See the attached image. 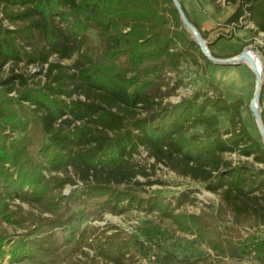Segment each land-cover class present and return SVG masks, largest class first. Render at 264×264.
<instances>
[{
	"label": "trees",
	"instance_id": "1",
	"mask_svg": "<svg viewBox=\"0 0 264 264\" xmlns=\"http://www.w3.org/2000/svg\"><path fill=\"white\" fill-rule=\"evenodd\" d=\"M222 1L235 6L225 26L248 22L264 35V0ZM90 32L102 41L97 54ZM195 52L208 61L161 0H0V264H133L132 240L117 227L82 229L57 261L54 231L76 204L158 211L218 249L196 215L147 193L158 164L201 183L236 221L264 223V167L255 166L264 145L243 123L242 99L210 84L169 101L182 81L170 85L167 73L182 75ZM141 149L149 167L135 159Z\"/></svg>",
	"mask_w": 264,
	"mask_h": 264
},
{
	"label": "rangeland",
	"instance_id": "2",
	"mask_svg": "<svg viewBox=\"0 0 264 264\" xmlns=\"http://www.w3.org/2000/svg\"><path fill=\"white\" fill-rule=\"evenodd\" d=\"M188 18L204 35V41L210 43V52L219 59L238 56L246 49H251L258 58L261 66V95L263 85L264 44L262 33H256L252 24L243 22L241 28L231 29L224 21L234 10L235 6L225 5L222 0L211 3L210 0H178ZM164 5L172 4L171 0H161ZM7 25V22H4ZM89 45L95 54L101 49L102 41L95 32H90ZM209 48V47H208ZM196 63L185 60L182 62L184 73L176 76L167 73L170 85L182 81L175 95L169 98L175 103L181 97H186L195 91H209L210 84L218 86L228 101L242 99V120L252 137L261 141L257 125L249 110L255 80L252 71L243 63L225 65L206 61L195 52ZM33 67L27 72H33ZM260 97V96H259ZM259 105V101H258ZM259 107V106H258ZM221 128L228 129L224 114H217ZM233 160L244 159L237 155H228ZM137 162L149 167L153 159L140 150L135 156ZM257 167L263 165L255 164ZM143 181L142 178H139ZM150 179L156 181L150 187H145L147 193L157 197L162 202L170 203V210L174 213L196 215L206 229L207 236L218 245L212 249L206 242L196 237V234L183 232L158 211L147 212L138 208H131L120 215L98 213L92 208L73 205L70 219L63 227L54 231L59 250L57 261L63 263L66 251L73 244L74 236L85 228L97 227L109 229L117 227L132 240L133 264H202L214 262L217 264H264V223H256L253 219L236 221L233 216L219 202L216 195L206 191L201 183L188 178L177 176L161 164L154 168ZM73 187L67 186V194ZM187 198L183 200V195ZM183 202L176 206V200ZM12 235L13 229L7 228ZM222 249V252L219 250ZM92 256V252L89 251ZM3 264H7L6 260ZM28 264V263H22Z\"/></svg>",
	"mask_w": 264,
	"mask_h": 264
},
{
	"label": "water",
	"instance_id": "3",
	"mask_svg": "<svg viewBox=\"0 0 264 264\" xmlns=\"http://www.w3.org/2000/svg\"><path fill=\"white\" fill-rule=\"evenodd\" d=\"M173 6L177 10L179 14V18L183 24V26L191 33L192 37L195 39L196 44L200 47L201 52L203 55L211 62L213 63H220V64H225V65H231V64H237L240 62L245 63L249 69L252 71V74L254 76L255 80V88H254V93L252 96V99L249 103V110L251 112V115L257 125L258 132L261 138V142L264 145V125L260 116V111L258 107V101H259V92L261 89V71L256 68L254 63L244 55V51L240 53L238 56H233L230 58L226 59H219L215 58L211 55V52L207 46V43L202 39L200 36L199 32L196 30V28L189 22L187 19L181 4L179 3L178 0H171ZM261 68V67H260ZM261 70V69H260Z\"/></svg>",
	"mask_w": 264,
	"mask_h": 264
},
{
	"label": "bare ground",
	"instance_id": "4",
	"mask_svg": "<svg viewBox=\"0 0 264 264\" xmlns=\"http://www.w3.org/2000/svg\"><path fill=\"white\" fill-rule=\"evenodd\" d=\"M244 55L245 57L249 58L253 63L254 65L256 66L257 69H259V71H261L260 69V63H259V60L258 58L255 56L254 52L251 50V49H246L244 51Z\"/></svg>",
	"mask_w": 264,
	"mask_h": 264
},
{
	"label": "crops",
	"instance_id": "5",
	"mask_svg": "<svg viewBox=\"0 0 264 264\" xmlns=\"http://www.w3.org/2000/svg\"><path fill=\"white\" fill-rule=\"evenodd\" d=\"M259 111H260V116L264 125V79H263V85H262V91L259 99Z\"/></svg>",
	"mask_w": 264,
	"mask_h": 264
},
{
	"label": "built area",
	"instance_id": "6",
	"mask_svg": "<svg viewBox=\"0 0 264 264\" xmlns=\"http://www.w3.org/2000/svg\"><path fill=\"white\" fill-rule=\"evenodd\" d=\"M231 29H235V28L231 25Z\"/></svg>",
	"mask_w": 264,
	"mask_h": 264
}]
</instances>
